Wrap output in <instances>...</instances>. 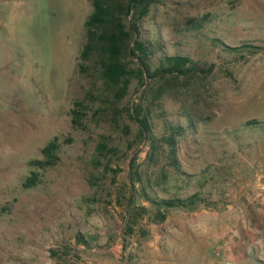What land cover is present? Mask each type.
<instances>
[{
    "label": "rangeland",
    "instance_id": "obj_1",
    "mask_svg": "<svg viewBox=\"0 0 264 264\" xmlns=\"http://www.w3.org/2000/svg\"><path fill=\"white\" fill-rule=\"evenodd\" d=\"M91 9L89 0H0V264H152L155 247L165 259L175 219L214 209L226 222L239 203L246 211L235 216L246 219L247 200L264 196V0L152 3L141 39L163 40L164 54L188 55L204 70L172 78L152 102L147 94L145 139L123 110L139 101L137 79L118 101L92 64L77 71ZM205 14L206 25L189 29L191 18ZM220 42L258 47L232 57ZM161 54H149L152 68ZM164 80L149 81L152 93ZM79 98L88 108L74 128L68 110ZM165 122L185 127L173 144ZM54 136L55 164L29 165ZM31 171L40 181L24 188ZM193 193L198 204L154 221L146 196Z\"/></svg>",
    "mask_w": 264,
    "mask_h": 264
},
{
    "label": "trees",
    "instance_id": "obj_2",
    "mask_svg": "<svg viewBox=\"0 0 264 264\" xmlns=\"http://www.w3.org/2000/svg\"><path fill=\"white\" fill-rule=\"evenodd\" d=\"M92 6L90 13L85 17L83 26L85 41L78 53L76 67L79 74H84L91 67L100 79L103 89L112 94L114 100H121L128 92L132 79H137L136 92L139 91L138 102L128 103L123 107L127 117L138 124V135L142 139L148 138L151 126L148 122L150 106L146 105L144 99L148 93L151 94L149 102L153 98H160L165 87L171 83L172 78L178 75H187L195 72L200 67L199 62L185 54H164L162 48L163 40H145L140 37L141 20L149 13L152 3L157 0H89ZM209 22L208 14L190 19L189 29H198ZM214 41H220L213 38ZM222 49L232 57L242 56V52L252 51L258 46L253 44H242L239 46L223 44ZM161 51L158 64L152 68L148 62L149 54ZM132 62L135 67H129L126 63ZM137 60V62H136ZM156 77L164 78V83L159 85L152 93V85L149 81ZM148 79V81H147ZM143 87V88H142ZM142 88V89H141ZM88 108L85 98L72 101L68 110L71 125L74 128L82 126L85 112ZM187 128L191 131L192 121L187 120ZM254 123L248 120L247 125ZM169 136L168 142L174 143V136L183 132L184 126H174L165 122ZM152 138V137H151ZM60 142L58 136L50 139L41 149L43 158L32 159L29 165L35 169H44L55 164ZM39 174L31 171L23 182L22 187L32 188L39 183ZM154 209L156 216L154 221H162L166 217V211L172 208L187 209L200 202L198 194L189 196L170 197L154 199L146 196ZM153 220V218H152Z\"/></svg>",
    "mask_w": 264,
    "mask_h": 264
},
{
    "label": "crops",
    "instance_id": "obj_3",
    "mask_svg": "<svg viewBox=\"0 0 264 264\" xmlns=\"http://www.w3.org/2000/svg\"><path fill=\"white\" fill-rule=\"evenodd\" d=\"M247 202L251 212L246 213V219L238 220L235 216V213L246 211L241 203L235 209L228 208L226 222V214L214 209L212 212L205 209L193 212L196 218L192 221L177 222L175 219V223L167 226L170 239L167 238L165 259L159 256L155 247L152 264H222L213 255L214 249L220 252L222 259L231 260L233 264H264V196H254ZM173 212L176 215L184 213ZM167 220H173V217ZM145 261L148 259H139L137 264H145Z\"/></svg>",
    "mask_w": 264,
    "mask_h": 264
},
{
    "label": "built area",
    "instance_id": "obj_4",
    "mask_svg": "<svg viewBox=\"0 0 264 264\" xmlns=\"http://www.w3.org/2000/svg\"><path fill=\"white\" fill-rule=\"evenodd\" d=\"M214 254L222 264H233L231 260L222 259L219 251H215Z\"/></svg>",
    "mask_w": 264,
    "mask_h": 264
}]
</instances>
